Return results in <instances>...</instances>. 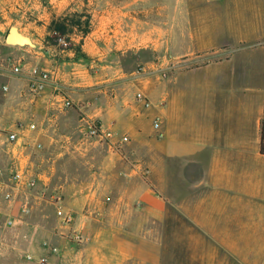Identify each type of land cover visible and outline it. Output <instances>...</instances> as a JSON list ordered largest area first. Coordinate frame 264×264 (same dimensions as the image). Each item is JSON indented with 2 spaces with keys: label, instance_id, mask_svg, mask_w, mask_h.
Here are the masks:
<instances>
[{
  "label": "crops",
  "instance_id": "0c3cea01",
  "mask_svg": "<svg viewBox=\"0 0 264 264\" xmlns=\"http://www.w3.org/2000/svg\"><path fill=\"white\" fill-rule=\"evenodd\" d=\"M117 5L107 0L94 8L90 32L72 35L85 56L0 47V128L37 125L19 131L17 145L0 147V264H89L87 243L111 231L112 220L116 229L110 245L97 249L100 257L112 252L133 264H159L154 224L167 231L176 215L177 236L185 239L180 264H264V0H164L161 34L136 13L128 21ZM159 46L161 65L149 57ZM34 66L57 68L63 94L53 84L31 93ZM140 90L150 109L136 100ZM66 98L73 108L64 107ZM158 117L162 128L154 135ZM90 121L116 137L89 145L87 137L67 132L78 126L83 136ZM65 155L83 160L89 175L83 186L75 176L53 185ZM7 161L38 180L12 202L4 199ZM55 197L75 213L86 245L65 240Z\"/></svg>",
  "mask_w": 264,
  "mask_h": 264
},
{
  "label": "rangeland",
  "instance_id": "374dc122",
  "mask_svg": "<svg viewBox=\"0 0 264 264\" xmlns=\"http://www.w3.org/2000/svg\"><path fill=\"white\" fill-rule=\"evenodd\" d=\"M0 0V47L5 46V37L9 31V29L12 26L18 27L24 34L29 36L32 40V43L35 46H30L32 51L39 50V51H45L48 48H52L55 50H69L72 46L74 47L75 44L72 41V35L74 33H82L78 27H73L69 25L68 29L72 30V32H69L68 34L62 35L58 32H55L52 29V24L55 22H63L69 17H73L77 13L82 14V16L76 15L75 20H80L81 23H85L86 16L85 14L91 15V10L94 8H99L100 5H102L107 0H93L91 3V0ZM110 2H114L115 4H118V8L121 13L128 14V21L133 20V18H130L129 15L132 13L134 15H138L141 21L148 22L149 25L153 24L155 28H157L159 31L158 33L161 34V27L163 22V2L164 0H108ZM193 2L202 1V0H191ZM100 3V5H99ZM136 13V14H135ZM7 45V44H6ZM34 53V52H33ZM152 56L153 60L155 62L162 64V58L164 57L163 52L161 50V46H159L158 50H155L154 54L149 53V57ZM159 65V68L155 71V76L153 77L154 84L156 87H160L162 84V66ZM130 89L133 93L136 91L134 88L129 86L127 90ZM143 91V90H142ZM136 98V94H135ZM98 123L97 121H93ZM98 125L101 128L100 136H90L88 131V123L87 128H85L82 133H80L78 126H76L74 129H70L67 132L68 133H74V137H87V141L85 144H91L92 140L99 139L100 137H116L113 130H102L101 125L98 123ZM83 128V127H82ZM154 129V128H153ZM35 131V130H34ZM156 133L154 135L158 134L159 132L154 129ZM66 132V133H67ZM9 131L3 130V128H0V137H9ZM124 137L123 140L127 141L125 137H128L127 135L122 136ZM156 145L158 143L161 144V139L159 137H154ZM8 141L3 144H0V147H4L5 149H8ZM159 144V145H160ZM11 145V144H10ZM63 146H66V144L62 143ZM93 147V146H91ZM62 150L65 151V147H61ZM93 150H95V153H99L98 147H94ZM5 163V162H4ZM84 163L83 160L80 159L79 162L72 160L66 155L64 158H61L60 161L56 164V170L53 175V185L54 186H61L63 184H66L68 177L71 178V176H75L77 182L75 183L77 187L83 186V182H85L88 178V174L84 172ZM15 165L12 163H8V161L5 163L6 167V173L10 177L12 170H14ZM35 177V176H31ZM36 178V177H35ZM37 179V178H36ZM38 183V180H37ZM44 200H49L50 198L47 197V195L43 194ZM62 202L63 204L66 203L65 195L62 196ZM4 203V201H3ZM6 204V203H5ZM34 205V203H32ZM61 205V204H59ZM1 206H4L1 205ZM6 206V205H5ZM36 206V205H35ZM63 206V205H62ZM65 207V205L63 206ZM5 208V207H4ZM128 208L125 207L124 213L128 214L127 216L130 217ZM128 211V212H127ZM21 210L19 207V211L17 214H20ZM36 214L38 212H34L33 214L28 217L29 222L34 223V219L36 218ZM177 215L175 216V222H171V229L170 227H167V231H164L163 223H155L154 228L156 229V237H155V244L159 246V248L162 251V261L159 264H180L181 258L184 256V254H181L182 248L185 245V239L181 240L179 239L178 235V221H177ZM112 220V218H111ZM60 225V224H59ZM55 227L57 224L54 225ZM176 227V228H173ZM64 228V227H63ZM98 230V227H96ZM58 231L64 232V230L57 228ZM66 229V228H64ZM106 229H111V231H107L104 235L101 237L96 236L95 239H92L93 241H89L87 243L90 245L91 249L89 251L90 255L88 256L89 264H133L131 261L127 260L122 257H118V255L114 253L107 252L106 254L103 253L101 257H103L105 260H101V257L99 255L98 248L104 247V244L106 243V246L110 245V241H112V234L114 231L112 229H116L114 226V222H107ZM65 233V232H64ZM66 236L65 240H68L71 242L75 247H81L82 245H86V240L82 244H78L74 242L73 240L68 238V232L64 234ZM87 238V237H86ZM124 239L130 241L132 238L130 237L129 233H124ZM97 252V253H94ZM194 264V263H190Z\"/></svg>",
  "mask_w": 264,
  "mask_h": 264
},
{
  "label": "built area",
  "instance_id": "2783aa9c",
  "mask_svg": "<svg viewBox=\"0 0 264 264\" xmlns=\"http://www.w3.org/2000/svg\"><path fill=\"white\" fill-rule=\"evenodd\" d=\"M216 1V0H212ZM57 68L56 69H41L38 66H34L31 69V80L29 83V90L34 95H39L42 92L46 91L48 89V86L50 84L54 85V93L56 95H62L63 91L62 88L57 80ZM143 70V67L139 68V71L141 72ZM13 71L15 73L21 72V67L19 65L13 66ZM4 91H7V87H3ZM136 100L140 102L144 108L150 109L152 107V102L150 101L149 97L146 95V93L142 90L138 91L136 93ZM64 107L66 108H73L74 103L72 100L66 98L63 103ZM153 128L161 132L162 128V122L160 117L154 119L153 121ZM18 131H13L9 133L8 137V143L11 145H17L19 141L20 132L26 129H29L31 131H34L37 129V125L35 123H30L27 126L19 125L17 127ZM88 131L90 136H100L101 128L98 125V123L90 121L88 123ZM37 147H42L41 144H37ZM10 184L7 187V190L4 192V199L7 202H12L15 200L23 191L27 188L33 189L37 185V179L35 177H29L25 169H19L14 168L12 170L11 176H10ZM60 198L55 197L53 202L57 204L56 208V216L58 218L59 224L62 227H65L68 230V238L73 240L74 242L78 244H82L85 242L86 238L82 232V230L76 229L74 226L76 224V215L72 210H69L62 205H59ZM14 221L10 220L8 222V225H13ZM29 260H32V256L27 257Z\"/></svg>",
  "mask_w": 264,
  "mask_h": 264
},
{
  "label": "trees",
  "instance_id": "16d2710c",
  "mask_svg": "<svg viewBox=\"0 0 264 264\" xmlns=\"http://www.w3.org/2000/svg\"><path fill=\"white\" fill-rule=\"evenodd\" d=\"M76 15L78 16H82V14L77 13ZM76 15H74L72 18L69 17L66 20H64L63 22H55L52 24V29L55 32H58L62 35L68 34L69 32H72V30H69L68 27L69 25L73 26V27H78L79 30L82 32V34L86 35L90 32V26H91V15L89 14H85L86 16V21L85 23H81L80 20H75ZM70 49L75 50V52L79 55V56H85L81 51V47L80 45H75L74 47L72 46ZM263 146H264V133H263Z\"/></svg>",
  "mask_w": 264,
  "mask_h": 264
},
{
  "label": "water",
  "instance_id": "95a60500",
  "mask_svg": "<svg viewBox=\"0 0 264 264\" xmlns=\"http://www.w3.org/2000/svg\"><path fill=\"white\" fill-rule=\"evenodd\" d=\"M5 43L9 46H35L32 43V40L29 36L22 34L19 31V28L16 26H12L6 37H5Z\"/></svg>",
  "mask_w": 264,
  "mask_h": 264
}]
</instances>
